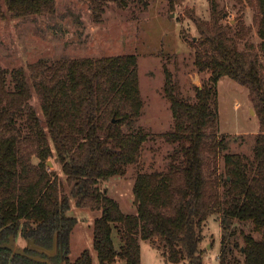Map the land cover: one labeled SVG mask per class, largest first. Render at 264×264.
Returning a JSON list of instances; mask_svg holds the SVG:
<instances>
[{
  "label": "trees",
  "instance_id": "1",
  "mask_svg": "<svg viewBox=\"0 0 264 264\" xmlns=\"http://www.w3.org/2000/svg\"><path fill=\"white\" fill-rule=\"evenodd\" d=\"M249 1L256 8L261 54L239 49L228 33L232 24L215 17L210 25H200L195 64L210 76L195 86V100L176 92L168 74L165 91L174 124L167 138L176 147L167 170L137 174L135 214L123 212L100 181L123 174L147 137L136 123L142 111L136 55L40 58L9 72L0 66V242L19 234L51 248L56 234L63 255L49 256L53 264H92L87 249L75 260L68 257L77 219L67 211L74 202L100 211L93 222L99 264L116 258L141 264L140 239L154 242L170 264H204L201 228L219 213L224 228L232 218L253 223L260 236L243 233L238 249L244 264H264V0ZM103 3L91 0L96 16ZM54 9L55 0H0V17ZM226 75L249 88L259 116L251 161L228 151L227 137L218 131L217 82ZM34 94L41 115L30 103ZM222 151L224 175L217 173ZM53 153L66 184L44 163ZM34 155L39 162H33ZM114 223L120 226L119 247L113 242ZM229 253L223 234L219 264H234ZM0 264L47 263L0 247Z\"/></svg>",
  "mask_w": 264,
  "mask_h": 264
},
{
  "label": "rangeland",
  "instance_id": "2",
  "mask_svg": "<svg viewBox=\"0 0 264 264\" xmlns=\"http://www.w3.org/2000/svg\"><path fill=\"white\" fill-rule=\"evenodd\" d=\"M103 1L100 16L92 11L91 0H55L52 13L0 17V66L9 72L40 58L136 55L142 101V111L136 123L143 127L147 137L137 160L127 164L123 174L100 181V187L114 198L123 212L135 214L139 202L134 191L137 174L167 170L176 147L167 138L174 124L165 91L168 74L175 91L192 101L196 98L195 86H202L209 79L210 71H199L195 64L200 25H210L215 17L223 25L230 23L228 33L237 47L259 54L261 38L253 19L256 8L249 0ZM9 78L8 74V81ZM217 97L218 131L227 137V150L240 152L251 161L260 120L249 88L227 75L222 76L217 82ZM30 103L41 115L36 94ZM225 151L217 159V173L221 175H224ZM32 160L39 162L36 155ZM44 163L48 171L66 184V175L55 153ZM67 214L77 219L70 233L69 259L75 260L87 249L92 264H99L93 248V222L100 211L78 207L71 202ZM219 215L211 214L201 228L204 264H219L223 234L232 250L228 259L234 264H244L243 254L238 249L243 245V233L255 237L260 233L251 221L237 218H232L230 225L224 228ZM120 233L119 224L114 223L112 237L116 247L121 244ZM139 242L141 264H170L154 242L149 239H140ZM15 243L22 248L28 247V239L19 234L15 236ZM110 264H125V261L116 258Z\"/></svg>",
  "mask_w": 264,
  "mask_h": 264
},
{
  "label": "water",
  "instance_id": "3",
  "mask_svg": "<svg viewBox=\"0 0 264 264\" xmlns=\"http://www.w3.org/2000/svg\"><path fill=\"white\" fill-rule=\"evenodd\" d=\"M137 201H138V197H137V195H135V203H137ZM0 247L10 249L13 254H20V255L26 256L32 260L46 262L47 264H53L50 261L49 256H52L58 252H60L61 256L63 255L62 247L60 246V243H59V240H58L56 234L53 237V243H52L51 248H46L44 246H41V245L35 243L33 238L28 239V248L36 249L38 252H44L46 254L45 257L42 256L40 253H38V254L28 253L27 251H25L24 248L17 246L15 243V235L14 234H10L7 241L0 242Z\"/></svg>",
  "mask_w": 264,
  "mask_h": 264
},
{
  "label": "flooded vegetation",
  "instance_id": "4",
  "mask_svg": "<svg viewBox=\"0 0 264 264\" xmlns=\"http://www.w3.org/2000/svg\"><path fill=\"white\" fill-rule=\"evenodd\" d=\"M33 250H36V249H33ZM37 251V250H36ZM38 252V251H37ZM39 253H44V252H39Z\"/></svg>",
  "mask_w": 264,
  "mask_h": 264
}]
</instances>
